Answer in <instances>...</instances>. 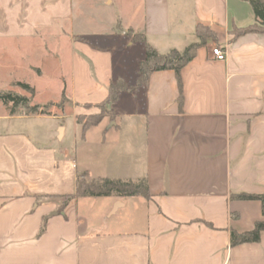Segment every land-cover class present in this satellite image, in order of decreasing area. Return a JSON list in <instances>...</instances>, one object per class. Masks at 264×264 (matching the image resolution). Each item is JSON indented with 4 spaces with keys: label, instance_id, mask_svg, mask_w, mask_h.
Masks as SVG:
<instances>
[{
    "label": "crops",
    "instance_id": "1",
    "mask_svg": "<svg viewBox=\"0 0 264 264\" xmlns=\"http://www.w3.org/2000/svg\"><path fill=\"white\" fill-rule=\"evenodd\" d=\"M105 2L117 16L107 46L76 26L80 0H0V70L11 48L27 58L49 43L38 37L61 31L59 75L45 80L32 64L40 89L21 82L55 98L65 90L73 102L62 114L2 116L41 121L45 130L0 134V264H264V232L258 242L231 244L232 230H251L262 218L260 201L232 197L264 193V34H231L256 21L251 4ZM198 24L217 33L227 58L213 57V42L198 49L182 69L181 105L175 72L156 71L147 92L136 93L142 106L122 105L124 93L116 119L98 125L100 138L88 139L92 127L80 136L77 115L99 112L84 105L104 101L114 78L138 77L144 49L127 30L165 53L197 42ZM81 172L146 179L151 198L99 197L95 212L98 200L77 197L60 212V199L49 196L74 193Z\"/></svg>",
    "mask_w": 264,
    "mask_h": 264
},
{
    "label": "trees",
    "instance_id": "2",
    "mask_svg": "<svg viewBox=\"0 0 264 264\" xmlns=\"http://www.w3.org/2000/svg\"><path fill=\"white\" fill-rule=\"evenodd\" d=\"M254 11L256 21L245 27H235L231 30L232 39L250 33L264 34V0H247ZM131 42L140 43L144 49V57L138 67V77L134 83L129 82L126 78L118 76L114 78L110 85L108 96L98 104H85L86 108L97 107L98 113L86 114L80 113L77 115V123L81 125L82 135L92 126L100 124L104 119L114 121L117 117L115 104L119 101L124 93H137L143 90L144 93L148 90L150 76L156 71L173 70L176 74L180 88L179 104L182 103V69L196 56L200 47L213 42L216 46L219 45L217 33L207 25L198 24L196 26V35L198 41L192 43L184 50L171 49L168 52L161 53L155 49L147 40L142 32H129L126 34ZM21 89H25V93H19L14 89L0 90V102L9 107V115L19 113L25 114H48L46 105L41 103H33V98L37 91L34 87L27 83L18 81L15 83ZM63 99L68 98L66 91L63 90L61 95ZM69 99V98H68ZM52 101V100H51ZM20 109H24L21 112ZM130 197L142 196L150 199L151 194L149 185L146 179L139 181L121 180L116 178H91L86 172L79 173L76 182V190L74 193L64 195H51V198H59L61 205L59 211L63 212L66 205L77 197ZM238 200H258L262 204V218L258 220L251 230L245 232L231 231V244L239 245L243 243L258 242L264 232V193H238L232 196ZM45 230L43 224L41 233Z\"/></svg>",
    "mask_w": 264,
    "mask_h": 264
},
{
    "label": "rangeland",
    "instance_id": "3",
    "mask_svg": "<svg viewBox=\"0 0 264 264\" xmlns=\"http://www.w3.org/2000/svg\"><path fill=\"white\" fill-rule=\"evenodd\" d=\"M116 1L117 0H115V3H117ZM124 1L125 0H123L122 5H124ZM80 2L84 3V7H81L78 11V14L76 16V26L78 27L79 25L81 26L83 24L82 27L85 28L88 33H91L93 35L90 37L91 42L95 44L99 43L100 45L105 46L108 45L107 43L112 44L115 38L113 35H111L110 25L115 22V17H117L115 14V5H109L105 2V0H80ZM81 20L83 21L81 22ZM56 32L57 33L53 32L46 37H38L37 40L44 41V39H46L47 41H49V43L47 45L43 43L40 47L36 46L34 52H32L30 56H26L27 58H21L17 53V50H13V48H11L12 50H10L9 52L10 59H4L5 62L8 61V65L6 64L4 66V70H0V90L14 89L19 93H25V89H21L15 85V83L18 81H27L35 88L40 89L38 84L40 83L39 81L41 79L39 78V75L37 73L30 69L32 64L40 67L43 70V77L45 78V80H49L48 78L59 75L60 70L59 67L55 64L54 55L58 48V42L63 39V37L61 31ZM129 32H134V30L129 29L126 33ZM127 78L129 82H135V78L132 74H130ZM48 88L49 87H47V89ZM137 94L142 97L143 90H140L139 92H137ZM137 94L127 93V95H125L122 99V105L126 106V104H135V102L137 103L138 101L142 106L143 101H139L135 97L138 96ZM54 95L55 93L53 90L37 92L32 102H39L42 105L47 104L46 107L52 114H62L66 112L68 108L70 109L73 106V102L69 97V99L67 98L66 100L62 97L55 98ZM132 98H135L134 101ZM96 110L99 111V109ZM20 111L24 112V109H20ZM6 114H9V107H6L0 102V134L16 130H25L32 133L35 132L36 134L37 131L45 130V127L41 125V121L27 120L22 123H18V121L4 120L2 116ZM104 121L108 122V119H104ZM98 125L92 126L91 131L87 133V137L89 140L100 138L102 136L101 128H103V124H101V126ZM80 136H82V133L80 134ZM94 200L98 201H96V203L94 204V208L91 209L96 212V210L99 209L98 206L102 202L101 200L104 199L94 197Z\"/></svg>",
    "mask_w": 264,
    "mask_h": 264
},
{
    "label": "built area",
    "instance_id": "4",
    "mask_svg": "<svg viewBox=\"0 0 264 264\" xmlns=\"http://www.w3.org/2000/svg\"><path fill=\"white\" fill-rule=\"evenodd\" d=\"M212 55L217 60H225L227 58V51L220 46H214L212 49Z\"/></svg>",
    "mask_w": 264,
    "mask_h": 264
}]
</instances>
